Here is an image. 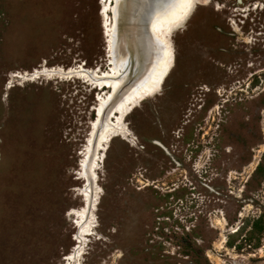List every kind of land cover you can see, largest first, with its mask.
Segmentation results:
<instances>
[{"label": "rangeland", "instance_id": "rangeland-1", "mask_svg": "<svg viewBox=\"0 0 264 264\" xmlns=\"http://www.w3.org/2000/svg\"><path fill=\"white\" fill-rule=\"evenodd\" d=\"M117 1L0 0V264H264V0H196L170 33L145 0L138 35ZM161 43L159 90L95 149Z\"/></svg>", "mask_w": 264, "mask_h": 264}, {"label": "bare ground", "instance_id": "bare-ground-1", "mask_svg": "<svg viewBox=\"0 0 264 264\" xmlns=\"http://www.w3.org/2000/svg\"><path fill=\"white\" fill-rule=\"evenodd\" d=\"M168 1H170V0H168ZM150 2L153 3V0H149V3ZM172 2H173V4H172ZM195 2H196V0H194L192 5H185V4L179 3V0H173V1H171V4L173 5L171 9H169V3H167L165 5L166 7L163 8V11L167 10V12L165 13V12L161 11V12H163L165 14L161 15L162 13L160 12L158 14L159 16L156 15L155 18L150 22V27L155 32L162 31V32H165V33H170L172 28H174L178 24L182 23L188 17V15L190 14L192 8L194 7ZM144 4H145V0H139V3H138L139 6L138 7L141 8L142 6H144ZM116 6H117V4L115 3V7ZM106 9H107V7L104 4V6L101 8V11H100L102 16L106 15ZM136 10H137V8H136ZM186 10H187V15L185 16L184 13H185ZM134 14H135L134 16L137 18V24H138L137 25L138 26L137 35H138L140 33V31H141L142 23L140 22V20L138 18V14L137 13H134ZM116 16H117V13H116ZM117 19H118V16L116 18V23H117ZM147 22H148V20H147ZM116 29H117V32H118V26H117ZM114 34H116V33H114ZM125 35H128V34H125ZM166 35H169V34H166ZM127 39H130V38H127ZM129 43H130V41H129ZM115 44H116V42H115ZM131 44H132V42H131ZM165 52H166L165 51V45L162 44L161 47H160L159 54L160 55L162 54L163 56H160L159 54H158L159 56H155L156 59H155V62L153 63V67L151 68L150 72H148L144 76L143 81L141 83L137 84L135 87H132V88L128 87L129 86L128 82L130 81V80H128V78H127L128 81L126 80V78L121 81L120 86L127 84V86L125 85V87H127V89L124 90V96L122 97V99L120 98L121 100L116 106V121L113 122L111 124V126L109 127V129H107V131H105L104 135L102 137H100L99 144L97 143V146H96L95 149H97L99 151H102V150H104L106 148L108 142L110 141V139L113 136H115L117 134L121 135V136H124V133H125L124 129H126V128H125V126H123V122H124L123 118L126 116V114H128V112L130 110H132L145 97H147L148 95H152L153 93H155L156 91L159 90V87H160V85H161V83H162V81L164 79L165 74L172 67L171 57L170 56H165ZM112 55H114V54H112ZM159 57L161 58V60H159L160 59ZM125 64H127V63H125ZM113 66L114 67L111 70L112 73H109V72L105 73L104 72L101 75H97L96 72H95L94 76H92L91 78L94 80V82H95L94 84L96 86L99 85L100 87L101 86L104 87V86H110L111 85V78L116 77V74H115L116 66H115V64ZM51 69L52 70H61L60 68H55V67L51 68ZM80 71H85V70L82 67L79 70H75V69H72V68L69 70V72H80ZM30 75L31 76H38L39 72H37V70H35V72L31 73ZM80 75L84 76L85 74L81 72ZM129 79H130V77H129ZM8 87H9V85L6 88H8ZM97 161H100L99 157L97 158ZM92 167H94V166H92ZM95 203H96V201L94 200L93 205ZM93 205L90 203L88 205V208L93 206ZM85 219L88 221V226L85 229L82 230L81 235H83V236H87V235H91L92 234V230H91L90 226H92V221L93 220H91L90 216H88ZM83 240L86 241L87 239L84 238Z\"/></svg>", "mask_w": 264, "mask_h": 264}, {"label": "water", "instance_id": "water-1", "mask_svg": "<svg viewBox=\"0 0 264 264\" xmlns=\"http://www.w3.org/2000/svg\"><path fill=\"white\" fill-rule=\"evenodd\" d=\"M138 3H139V0H118L117 1V16H118L117 26L119 24L120 16L122 15L123 11L127 12L130 15V19L137 20V18L134 16L135 15L134 13H136V8L137 9L139 8L138 7L139 6ZM118 28H119V26H118ZM116 32H117V29H116ZM116 39H117V42L115 41L116 44L114 42V45H115V50L117 52L118 38H115V40ZM93 231L96 233L95 229Z\"/></svg>", "mask_w": 264, "mask_h": 264}, {"label": "snow or ice", "instance_id": "snow-or-ice-1", "mask_svg": "<svg viewBox=\"0 0 264 264\" xmlns=\"http://www.w3.org/2000/svg\"><path fill=\"white\" fill-rule=\"evenodd\" d=\"M194 0H179V3L185 4V5H192ZM208 0H204V3H207ZM184 15H187V10L185 11Z\"/></svg>", "mask_w": 264, "mask_h": 264}]
</instances>
